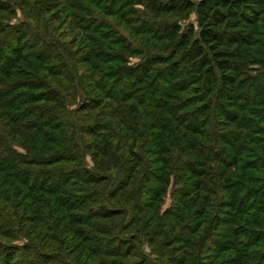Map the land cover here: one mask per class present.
<instances>
[{
    "label": "trees",
    "instance_id": "16d2710c",
    "mask_svg": "<svg viewBox=\"0 0 264 264\" xmlns=\"http://www.w3.org/2000/svg\"><path fill=\"white\" fill-rule=\"evenodd\" d=\"M86 1L92 6V10L75 5L72 0H0V254L3 255L0 264H15L17 254L42 243L43 235L39 234H35L32 239L35 243L32 246L26 244L20 247L13 243L17 232H24V223L30 224L34 219L37 224L43 223L45 229L51 230L46 222H54L53 231L64 223L63 232L69 236L75 234L74 225L85 224L84 218L74 214L79 211L81 204L75 199V193L78 192L74 186L76 180L91 185L109 182L110 187L106 190L108 197L112 192L125 191L128 182L121 172L124 168L129 171V167L126 168L128 163H123L117 157L120 151L128 155L129 150L139 147L141 153L161 158L158 157L159 154H167L170 147L176 146L175 163L164 158L159 160L164 165L171 162L178 165L179 185L184 182L185 175L198 178L204 174L201 172L197 175L193 164L202 165L199 166L200 170H205L209 163L219 161V157L206 155L207 151L203 150L194 136L204 132L205 126L202 125L209 111L218 112L221 124L232 122L227 109L234 106L232 104H235L237 91L242 92L244 89L239 78L243 71L246 72L242 69L244 59L239 47L249 44L250 40L249 34L240 35L236 30L240 28L239 22L256 25L261 21L260 16H264V13L260 14L264 10V0H201L197 4L188 0H172L168 6L163 4L167 3L165 0L158 7L154 3L158 15L180 9L195 10L198 30L191 25L187 32H182L176 26L172 35L182 52L180 56V53L171 58H168L170 53L154 57L146 55L147 59L140 66L128 68L120 57V52L115 53L117 47L109 45L107 33H100L107 25L97 16L99 13L108 15L113 12L111 5L117 0ZM62 5L65 8H76L91 17L86 22L87 25L85 17L76 14L72 22L57 19L70 28L72 25L80 30L85 28L86 36H82L79 42L81 45L86 42L94 45L91 49L87 47L85 51L88 52L82 62L72 59L75 56L72 53L74 50L61 44L56 28L58 24L51 25L46 17ZM13 7L22 8L25 15L22 23L10 24V16L14 14ZM228 14L234 18V23L230 22ZM111 16L119 19L117 15ZM226 25L232 27L234 33H221V27ZM42 27L48 33L50 42L39 35L42 34ZM90 32L94 35H90ZM120 40L118 38V42ZM224 45L235 46L236 49L232 52L221 50L220 47ZM118 46L119 51H127L125 45ZM189 63L190 67L187 66ZM76 64L83 67L77 68ZM195 73H200V80L204 81L208 95H213L219 102H195L199 95L170 105V100L178 98L177 94L195 86ZM246 77L247 80L250 79L247 75ZM249 82L254 84L255 78ZM258 82L255 89L249 90L252 98L248 99L249 102L245 100L251 108L243 111L259 119L257 123L264 125V81L260 85ZM142 84L147 86L142 87L140 95L135 97ZM78 97L82 101L76 110H72L71 106ZM88 101L91 103L89 106ZM134 101H137L142 112L133 105ZM197 104L195 110L189 111V108ZM90 106L99 110V113L93 118L92 124L82 125L84 120L80 115L91 110ZM175 110L186 111L184 122L180 117L175 118ZM73 114L75 117H72ZM241 124L239 121L235 125L236 129L231 131L235 138L223 131L220 133L221 150L229 152L232 164L235 162L232 167L237 169L241 168L242 162L233 156V139H237L236 144L244 141L256 146L264 158V147L258 145L260 143L256 137L250 138L247 133L242 134L241 128L246 131L248 129H245L246 124ZM253 130L264 135V126H254ZM80 134L84 135V139ZM217 141L216 137L210 135L205 140L207 143ZM127 145L130 147L127 148ZM240 149L236 152L239 153ZM85 154L93 157L95 162L94 168L90 170H86L83 161ZM252 154L256 156L253 161L262 159L256 153ZM262 164L264 165V161ZM251 168L254 174L240 176V172L236 170L231 179L240 176L254 185L256 176L263 175V171L257 167ZM225 172L226 170H221V193L226 197L221 202L226 212L223 218L245 221V216H251V212L255 210L249 203L257 200L258 190H261L259 197L264 196V187L254 189L255 195L249 200L247 189L245 193L239 191L237 194L236 189L230 192L231 182L229 177H225ZM29 206L34 208L30 209ZM42 217H47L45 222ZM254 219L250 217L247 220L250 226L254 225ZM244 243L241 245L242 249L231 247L230 244L229 250L234 254L223 264H248L249 258L241 257V253L251 243L249 239ZM222 246L228 247V244L221 245V250ZM252 248H258V244L252 245ZM34 254L42 253L40 251ZM263 262L264 259L261 264Z\"/></svg>",
    "mask_w": 264,
    "mask_h": 264
},
{
    "label": "rangeland",
    "instance_id": "374dc122",
    "mask_svg": "<svg viewBox=\"0 0 264 264\" xmlns=\"http://www.w3.org/2000/svg\"><path fill=\"white\" fill-rule=\"evenodd\" d=\"M161 1L165 0H117L115 4L111 5L113 12H109L108 15L100 13L97 15L98 19L103 20L104 24L107 25L106 27L103 26L105 28H102L100 33H107L109 45L117 47L115 53L120 52L119 55L125 61L126 67L137 68L147 57H154L159 54L170 53L168 58L174 57L176 53H180V56L182 52L178 49L177 40L172 35L176 26L182 29V32H187L191 25L198 30L195 10L180 9L173 10L169 14L159 13L158 15L154 3L158 7ZM171 1L167 0V3L163 4L168 6ZM188 1L197 4L201 0ZM72 2L92 10V6L86 0H72ZM107 5L110 6L109 3ZM13 9L14 14L9 19L10 24L22 23L25 20L22 8L13 7ZM262 13L264 10L260 12V14ZM74 14L85 17V25L91 18L76 8H65L64 5L59 6L46 17L50 20L49 23H52L51 25L58 24L56 28L61 44L74 50L72 53H75V56L72 59L82 62L85 60V53L88 52L85 51L87 47L89 46L91 49L94 45L86 42L83 46L79 42L82 36H86L85 28L80 30V28H74L73 25L70 28L67 24H62L57 20L62 18V20L72 22ZM111 15H117L119 19ZM228 16L231 19L230 22L234 23V18L230 14ZM260 19L261 21L256 25L239 22L240 28L236 30L240 35L249 34L250 40H248L249 44L239 47L244 59L242 69L246 72L242 70L244 76L241 75L239 78V83L243 84L241 87L244 89L242 92L237 91L235 104H232L234 106L227 109L232 122L226 125L221 124L222 120L218 112L209 111L202 125V127L205 126L204 132L194 136L203 150L207 151L206 155L213 158L219 157V161L209 163L208 167L204 168L205 170L202 168L200 170L199 166L202 165L193 164V169L197 171V175H200L201 172L204 174L198 178L185 175L184 182L179 185L177 179L179 169L176 168L178 165L172 164V162H176L174 161L177 156L176 146L170 147L167 154H159L158 157L164 158L168 162L172 161L166 165L159 160L161 158H154V155L153 157L141 153L139 147L133 151L129 150L128 155H124L120 151L117 157L123 163H128L126 168L129 167V171L124 168L121 172L128 182L125 191L112 192L108 197L106 190L110 187L109 182L91 185L84 184L82 180H76L74 186L78 192L75 193V199H78L77 201L81 204L79 211L74 212V214L84 218L85 224L74 225L75 234L71 236L63 232L64 223L57 227L56 231H53L52 227L54 222H46L50 226V230L45 229L43 223L37 224L34 219L30 224L24 223V232H17L18 229L15 227L17 238L13 243L20 247L26 246V244L32 246L35 244L32 240L35 234L43 235L42 243H38L40 247L35 244L32 249L17 254L15 264H18L19 261L21 264H223L226 259L232 257V253L234 254L229 250L231 249L229 245L231 244V247L236 249H242L243 246L241 247V245L247 239L251 244L248 249L241 253V257H248V264H261L262 259H264V196L259 197L261 190L256 191L257 200L249 203L252 205L251 208L255 210L251 212V216H245V221H239L237 218L234 220L223 218L226 216V212L221 202L226 197L221 193V170H226L225 177H229L230 188H232V190L229 189L230 192L236 189L238 190L237 194L239 191L245 193L247 189L249 200H251L255 195L253 190L264 187V165H261L264 158L256 146L249 145L247 142L244 143V141L236 144L237 139H233L235 144L234 150L231 149V151H235L232 152L233 156L242 162L241 168H233L235 162L233 161L232 164L230 159L232 156L228 155L229 152L222 151L220 145V133L223 131L235 138L231 131L236 129L235 125L240 121L242 124H246L245 129H248L246 131L241 128L240 132L242 134L247 133L250 138L256 137L260 143L258 145L264 147V135L253 130L254 126L263 127L264 125L257 123L259 119L243 111V109L251 108L246 103V101L249 102L248 99L252 98L249 90L257 87V81H259L258 85L264 81V16H260ZM54 20L56 22H53ZM41 30L42 34L39 35L50 42L48 33L43 27ZM221 33L231 35L234 30L226 25L221 27ZM90 35H94V33L90 32ZM118 38H121L119 42ZM121 41L122 43H120ZM118 45H125L127 51H119ZM220 49L232 52L236 48L235 46L224 45ZM108 53L113 54L112 52ZM146 55L148 56L146 57ZM74 60L72 61L74 62ZM190 65L189 63L187 66L190 67ZM76 66L77 68L83 67L79 64ZM194 75L197 77L195 86H190L188 91L177 94L178 98L170 100V105H176L178 101L182 102L189 97L199 95V99L195 102L201 100H205V103L219 102L218 99H214L213 95H208L204 81L200 80V73ZM245 75L250 79L255 78L254 84L253 82L250 83V79L247 80ZM146 82L149 83V81ZM146 86L147 84L140 85L135 97H138L136 95H140V90ZM81 101V98L78 97L71 106L72 110H76ZM87 103L88 106L91 105L89 101ZM132 103L138 107L137 101ZM197 107L198 104L189 108V111L195 110ZM90 109L81 113L80 117L84 120L82 125L92 124L93 118L99 113V110L93 106H90ZM138 109L142 112V108L138 107ZM174 113L175 118L180 117L182 122L185 121L186 111L175 110ZM72 117L75 115L73 114ZM126 119H128L127 115ZM136 119L139 123V117ZM141 124L143 125V122ZM66 131L68 132L69 129ZM208 135L216 137L218 141L216 143L205 142ZM83 136L80 134L82 139H84ZM128 145L127 148L130 147ZM239 148L241 151L237 153L236 150ZM19 150L25 153L22 148ZM252 152L262 159L253 161L256 156H252ZM100 160L107 159L100 158ZM83 161L86 170L94 168L95 162L89 154H85ZM225 166L226 168H224ZM251 167H257L263 171V175L256 176L257 180L254 185H250L251 182L240 177L241 174L246 177L254 174L255 172L251 171ZM236 170L240 172L238 174L240 176L237 175L238 178L231 179ZM113 172L116 173V171ZM29 207L30 209L34 208V206ZM31 213L32 211L30 215ZM8 215L11 217L10 213ZM44 215L46 216V213ZM98 215L107 217L100 218ZM250 217L255 218V226L248 224L247 220ZM46 218L42 217L43 222L46 221ZM226 241L230 242L227 243ZM225 243L228 244V247L222 246L223 250H221V245H225ZM255 243L258 244V248H252ZM40 251L42 254H34ZM0 255L1 258L3 255Z\"/></svg>",
    "mask_w": 264,
    "mask_h": 264
}]
</instances>
